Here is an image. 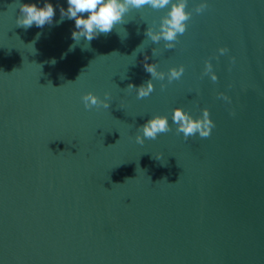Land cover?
Wrapping results in <instances>:
<instances>
[{
	"label": "water",
	"instance_id": "obj_1",
	"mask_svg": "<svg viewBox=\"0 0 264 264\" xmlns=\"http://www.w3.org/2000/svg\"><path fill=\"white\" fill-rule=\"evenodd\" d=\"M47 2L53 25L25 30L0 0V264H264V0H188L171 50L144 35L169 8L70 50L75 21L56 24L67 0ZM206 60L217 82L201 78ZM145 62L185 72L137 99L126 89L151 79ZM88 92L110 107L85 109ZM177 107L206 108L210 136L177 134ZM156 115L172 130L137 144Z\"/></svg>",
	"mask_w": 264,
	"mask_h": 264
},
{
	"label": "clouds",
	"instance_id": "obj_2",
	"mask_svg": "<svg viewBox=\"0 0 264 264\" xmlns=\"http://www.w3.org/2000/svg\"><path fill=\"white\" fill-rule=\"evenodd\" d=\"M19 9V15L16 18V26L30 29L35 25L37 28H43L45 25H53V18L56 10L51 3L45 0L43 7H38L35 3H21L16 0ZM188 0H67V9L60 7V20L56 22L57 25L63 23L64 19L75 21V31L72 32L71 38L75 42L70 50H73L82 38H84L88 46L93 39L98 38L101 34H110L113 29L119 24L126 23L124 17L133 10H142L145 7L153 10H162L169 8L166 15L163 16L159 22L158 30L149 26L144 35L154 44L160 43L162 40L164 48L167 50L174 49L179 42V36L183 35L188 27V21L192 19V12L186 11ZM208 8L206 2H201L194 8L196 14H202ZM40 33L37 34L39 37ZM153 56L156 55V49H152ZM221 56L226 55L229 49L221 47L218 49ZM218 59V57H217ZM148 57L145 56V61ZM231 62L235 63V57L231 58ZM54 63V61H53ZM144 70L151 75V79L136 87L129 84L126 90H135L137 99H143L150 96L155 90L153 80L164 81L167 78L169 84L175 80H179L185 69L183 66L179 68L173 67L167 73L157 71L158 64L144 63ZM210 76L212 82H217L218 77L213 72V65L210 60L204 62V71L201 78ZM167 86L161 83V91L165 90ZM219 99L229 101V97L224 93L218 94ZM112 97L109 93H104V98L100 99L92 92L81 97L84 108L91 110L108 109ZM210 113L205 108L203 110L202 118L193 119L191 115L186 113L183 109L177 107L172 113V122L177 126L176 133H183L185 141L190 136L199 134L200 138H208L215 127L214 122L209 118ZM172 129L169 125L166 116L156 115L147 120L146 123L137 128V131L142 133L135 136V142L143 145L145 140H155L160 134H166ZM161 160L162 157H155ZM151 182V178L148 177ZM130 180V179H129ZM179 180V179H178ZM177 180V182H178ZM166 181V179L162 180ZM161 181H158L159 183Z\"/></svg>",
	"mask_w": 264,
	"mask_h": 264
}]
</instances>
